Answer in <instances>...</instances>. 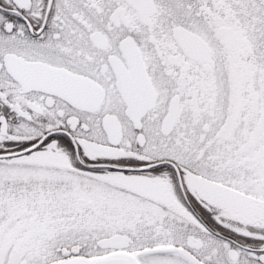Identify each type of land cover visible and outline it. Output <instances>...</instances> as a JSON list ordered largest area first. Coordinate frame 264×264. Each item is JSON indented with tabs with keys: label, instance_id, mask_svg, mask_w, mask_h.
Segmentation results:
<instances>
[{
	"label": "snow or ice",
	"instance_id": "1",
	"mask_svg": "<svg viewBox=\"0 0 264 264\" xmlns=\"http://www.w3.org/2000/svg\"><path fill=\"white\" fill-rule=\"evenodd\" d=\"M0 264H264V0H0Z\"/></svg>",
	"mask_w": 264,
	"mask_h": 264
}]
</instances>
